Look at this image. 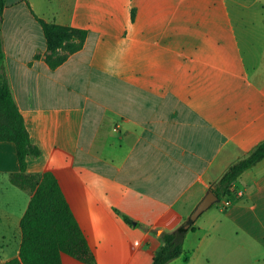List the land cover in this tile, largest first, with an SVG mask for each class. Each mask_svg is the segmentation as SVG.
Masks as SVG:
<instances>
[{"label": "crops", "instance_id": "crops-1", "mask_svg": "<svg viewBox=\"0 0 264 264\" xmlns=\"http://www.w3.org/2000/svg\"><path fill=\"white\" fill-rule=\"evenodd\" d=\"M3 64L38 155L93 255L150 264L227 167L264 140V0H4ZM40 19L86 31L56 68ZM0 141V263L29 191ZM205 210L167 264H264V158ZM127 215L132 224L126 223Z\"/></svg>", "mask_w": 264, "mask_h": 264}, {"label": "trees", "instance_id": "trees-1", "mask_svg": "<svg viewBox=\"0 0 264 264\" xmlns=\"http://www.w3.org/2000/svg\"><path fill=\"white\" fill-rule=\"evenodd\" d=\"M4 0H0V29ZM40 23L46 41L44 60L50 68H56L66 58L79 50L84 42L83 29L47 22L35 16ZM0 141H10L15 146L19 171L10 175V181L29 191L26 209L20 218V243L17 255L0 264H62L61 253L84 263H91L93 255L86 237L79 226L56 177L50 172L31 174L27 172L28 156L38 155V149L30 140L24 118L18 109L10 89L3 64L0 31ZM264 158V140L247 155L230 164L221 177L210 184V189L219 200L227 198L235 180L246 169ZM123 220L132 224L127 215ZM194 223V222H193ZM193 223L183 230L180 225L160 234L159 249L150 264H167L182 254L186 233Z\"/></svg>", "mask_w": 264, "mask_h": 264}, {"label": "water", "instance_id": "water-1", "mask_svg": "<svg viewBox=\"0 0 264 264\" xmlns=\"http://www.w3.org/2000/svg\"><path fill=\"white\" fill-rule=\"evenodd\" d=\"M219 201L218 196L209 189L205 195L198 201L186 219L180 224V228L186 230L189 226L212 204Z\"/></svg>", "mask_w": 264, "mask_h": 264}]
</instances>
